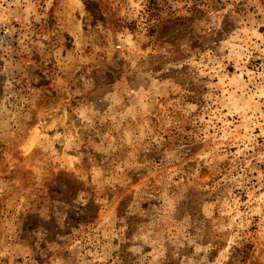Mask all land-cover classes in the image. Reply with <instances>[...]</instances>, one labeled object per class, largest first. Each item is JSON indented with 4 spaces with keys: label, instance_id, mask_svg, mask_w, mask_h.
<instances>
[{
    "label": "rangeland",
    "instance_id": "obj_1",
    "mask_svg": "<svg viewBox=\"0 0 264 264\" xmlns=\"http://www.w3.org/2000/svg\"><path fill=\"white\" fill-rule=\"evenodd\" d=\"M0 264H264V0H0Z\"/></svg>",
    "mask_w": 264,
    "mask_h": 264
},
{
    "label": "built area",
    "instance_id": "obj_2",
    "mask_svg": "<svg viewBox=\"0 0 264 264\" xmlns=\"http://www.w3.org/2000/svg\"><path fill=\"white\" fill-rule=\"evenodd\" d=\"M4 34H5V31H4Z\"/></svg>",
    "mask_w": 264,
    "mask_h": 264
}]
</instances>
